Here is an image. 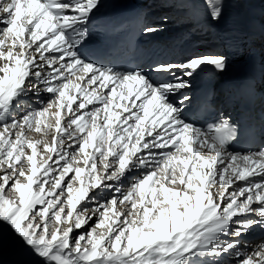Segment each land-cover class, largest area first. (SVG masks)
<instances>
[{
	"label": "snow or ice",
	"instance_id": "snow-or-ice-1",
	"mask_svg": "<svg viewBox=\"0 0 264 264\" xmlns=\"http://www.w3.org/2000/svg\"><path fill=\"white\" fill-rule=\"evenodd\" d=\"M100 6L0 0V223L43 264H264V146L230 150V118L185 113L193 75L227 58L101 66Z\"/></svg>",
	"mask_w": 264,
	"mask_h": 264
},
{
	"label": "bare ground",
	"instance_id": "bare-ground-1",
	"mask_svg": "<svg viewBox=\"0 0 264 264\" xmlns=\"http://www.w3.org/2000/svg\"><path fill=\"white\" fill-rule=\"evenodd\" d=\"M198 8L209 12L206 0H148L147 10L144 14L146 23L160 28V31L151 36H167L184 27L191 26V14ZM162 19L168 21L160 24ZM228 22H231L240 31L243 42L250 51L249 59L253 60L256 67L264 72V54H261L254 46L264 49V0H222L220 20L205 23L198 29L188 30L186 44L176 55L183 60L189 56L200 54L222 55L223 47L219 40L225 32ZM191 49H193L192 54L190 53ZM259 234L263 235L264 232L257 230L253 236ZM8 238L16 241L13 246L20 244L13 233H7L0 243ZM4 261L6 262V258L1 260L0 264H3Z\"/></svg>",
	"mask_w": 264,
	"mask_h": 264
},
{
	"label": "rangeland",
	"instance_id": "rangeland-1",
	"mask_svg": "<svg viewBox=\"0 0 264 264\" xmlns=\"http://www.w3.org/2000/svg\"><path fill=\"white\" fill-rule=\"evenodd\" d=\"M165 21L168 20L162 19L160 21V24L164 23ZM254 46L257 50H259L261 54H264L263 48L257 47L256 45ZM123 186L124 188H127L128 182L126 181ZM7 233L11 234L12 230L6 224L0 223V241ZM12 238L4 239L0 243V261L6 258V262L4 261L3 264H43L40 258L34 255L30 250H28V248L24 247L23 245L18 244L13 246L14 242L16 241H14V239ZM3 251L6 252L4 253Z\"/></svg>",
	"mask_w": 264,
	"mask_h": 264
}]
</instances>
